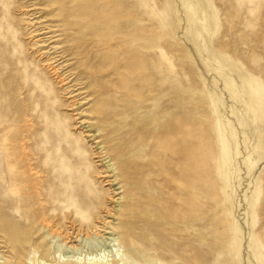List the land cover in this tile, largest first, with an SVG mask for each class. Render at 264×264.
<instances>
[{"label": "rangeland", "instance_id": "1", "mask_svg": "<svg viewBox=\"0 0 264 264\" xmlns=\"http://www.w3.org/2000/svg\"><path fill=\"white\" fill-rule=\"evenodd\" d=\"M173 121L139 176L121 146L161 151ZM1 217L0 264H264V0H0Z\"/></svg>", "mask_w": 264, "mask_h": 264}, {"label": "bare ground", "instance_id": "2", "mask_svg": "<svg viewBox=\"0 0 264 264\" xmlns=\"http://www.w3.org/2000/svg\"><path fill=\"white\" fill-rule=\"evenodd\" d=\"M87 1L91 2L93 0H87ZM93 11L94 10L92 8H88V9L83 10V12H85V13H83V12L82 13L85 16H88L89 22L85 26L84 31L81 32L79 29L77 30V32H78L80 37L88 38L95 31L96 28L91 22V19L93 17ZM65 12H72V11L71 10H65ZM103 16H105V14H103ZM106 25H108V21H107ZM83 57L87 58V56H83ZM138 78L136 77V79H138ZM134 79L135 78H133L132 80L134 81ZM143 80H144V78H143ZM146 82H147V80H146ZM143 84H146L145 81H144ZM134 85H135V83H134ZM172 85H174L173 84V79L170 76H165L164 80H163V84H161V83L158 84L155 81L148 80L147 84L144 87H142L138 91L136 90L137 94L139 93V95H140V102H139L137 111H139L141 109V107L148 109V111H142L143 117H138L137 111L135 110L136 111L135 114H134L135 126H138V127L139 126H151L152 129L158 127L159 123L164 120V118H160V111H159V108H158L160 106L159 92H162V91L164 93L170 92V88H171ZM127 87H129V86H127ZM126 90H128V89H126ZM155 91H157L158 93L157 94L153 93ZM180 99L185 101V98L181 97ZM175 100H177V98H174V99L173 98L172 99L169 98L168 102L169 103H173ZM187 113H188L187 108H185L183 110H179V111H174V110L170 109L168 111L167 115H162L161 114V116L175 117L178 114L186 115ZM125 120H127V118ZM161 132H162L160 134L161 137L165 138L166 140H170V144L168 146H166V147H162L163 149L161 151L153 150L152 153H147L146 151L151 147L147 143L138 144L140 147L139 148L137 147L136 149H134L132 151L129 150L130 148L127 147V145H122L121 146V150H123L122 151V155L124 156V158L131 153V154L134 155L133 157H135V159H137L139 161V162L138 161L136 162V164L138 163L137 167H136V170L138 168L139 169L138 172H141V173H139V176H140V174L142 176H146L147 175L143 169L146 166H148V164H149L148 162H150V164L152 165L151 169H154L156 166H158L157 162H155V164H154V162H153L154 159L160 158V157H166L167 156V152H169V155L171 157L173 156V154H175V152H173V151H167L166 148L167 147L170 148L171 146H173L176 143L177 137L179 135H181V133H182L179 130V128H178V123L174 122V121L173 122H169L167 127L163 128V130H161ZM202 137L203 136H201V138ZM127 140L129 141L130 137H128ZM124 143L127 144V142H124ZM170 150H171V148H170ZM184 155H185L184 164H185V167L189 170V172L192 173L193 171H198V172H200L202 174V172H203V162H204V150H203V145H202V139H199L198 142H196V143H194V144H192L190 146L187 145L184 148ZM147 159H148V161L146 162ZM166 171H167V173H171L168 170H166ZM189 175H191V174H189ZM22 184H23V181L19 180V181H17V183L11 185L15 190L18 191V193H19L18 197H22V196H24L26 194L25 191L18 190V186H20ZM175 199H177V196H174V199L172 198V200H171L173 208L180 205L179 201H176ZM172 212L174 213V211H172ZM16 213L20 214V212L18 210H16ZM4 219H5L4 217L0 218L1 221H3ZM12 237L17 239V234L16 233H12ZM87 241H88V244H90V245L93 244L92 241H89V240H87ZM123 243H126V241L124 239H123ZM140 244H144L145 245V239H143L141 237L137 238L136 239V245L138 246ZM45 250H47V249H45ZM122 251L123 250H121L120 247L117 248V250L115 251V261L114 262H116V260H118V262L122 261V258H123V255H124V253L121 254ZM91 260L93 261V259H91ZM6 264H8V263H6ZM9 264H14V263H10L9 262Z\"/></svg>", "mask_w": 264, "mask_h": 264}]
</instances>
